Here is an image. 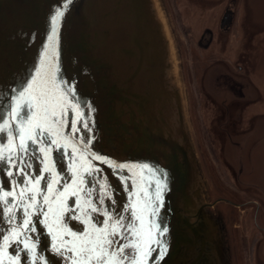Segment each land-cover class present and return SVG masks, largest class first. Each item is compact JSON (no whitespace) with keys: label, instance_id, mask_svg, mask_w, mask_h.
Listing matches in <instances>:
<instances>
[{"label":"water","instance_id":"water-1","mask_svg":"<svg viewBox=\"0 0 264 264\" xmlns=\"http://www.w3.org/2000/svg\"><path fill=\"white\" fill-rule=\"evenodd\" d=\"M56 10L64 11V16L55 25L57 35L53 39L50 17ZM234 18V11L228 9L223 26L230 27ZM42 65V86L49 90L48 106L54 107L63 121V127L51 125L57 133L52 138L62 146L64 155L59 158L52 147L49 160H45L28 141L24 163H19V154L14 157L27 175L18 174L16 166L0 163V194L17 191L15 200L9 197L10 204L17 205L13 222H8L7 206H0V235L7 238L11 231L18 230L22 240L36 245L34 256L32 250H23V245L15 241L5 249L0 239V264H9L17 257L18 264H71L69 258L74 253L64 251L61 255L52 245L72 247L76 242L64 229L83 236L90 230L83 222L87 219L97 229L122 221L120 235L112 237L113 249L133 240L143 247L148 229H152L154 238L161 239L156 226L166 227V253L160 258V249L153 244L147 264H233L231 210L217 208L221 203L230 204L209 197L208 181L186 114L178 57L158 1L0 0V107L6 113L16 108V93L21 85L31 82L34 70ZM26 100L33 102L31 98ZM8 119L5 115L4 120ZM16 127L14 124L13 136ZM50 135L41 137L43 147H51ZM5 136L0 133V152L8 142ZM45 164L54 165V174L44 171ZM117 165L147 168L129 180L133 173ZM86 167L92 169L91 175L84 171ZM8 171L13 175L8 176ZM29 179L32 183L40 180L36 207L30 210L29 229L35 231L23 227L29 217L20 207L33 202V193L26 192L23 200L19 195ZM53 179L58 181L53 199L71 185L62 198L70 211L59 222L41 214L47 210L40 202L41 195L47 194L46 185L51 186ZM81 187L84 191H79ZM74 191L75 196L71 194ZM89 203L97 211L93 212ZM132 203L142 210L138 213L142 221L132 218L134 210L128 209ZM153 209L157 210L155 216L151 214ZM77 216L81 219H75ZM45 219L52 224L51 232ZM130 223H135L140 237L126 231ZM96 235L93 232L92 239ZM130 251L126 248L123 255L128 256Z\"/></svg>","mask_w":264,"mask_h":264},{"label":"rangeland","instance_id":"rangeland-1","mask_svg":"<svg viewBox=\"0 0 264 264\" xmlns=\"http://www.w3.org/2000/svg\"><path fill=\"white\" fill-rule=\"evenodd\" d=\"M157 1L209 197L230 204L217 208L231 210L233 264H264V0ZM229 8L234 22L223 31ZM208 29L214 40L205 50Z\"/></svg>","mask_w":264,"mask_h":264},{"label":"snow or ice","instance_id":"snow-or-ice-1","mask_svg":"<svg viewBox=\"0 0 264 264\" xmlns=\"http://www.w3.org/2000/svg\"><path fill=\"white\" fill-rule=\"evenodd\" d=\"M64 10H67L66 6H64ZM64 16V11L56 10L52 17H50V25L53 27L50 29L53 33V39H55L57 33L55 29V25L58 24ZM48 51L45 50V57H47ZM46 62V61H45ZM35 75L30 77L31 82L25 85H21V90L19 93H16V108L10 110V114L6 113L2 107H0V133H6L4 137L7 139V143L3 146V151L0 152V163L5 165H13L17 167L18 174L27 175L28 173L24 168H21L17 165V161L14 159L19 154V163L23 164V155L28 151V141H31L34 147V152L42 153L45 160H49L50 154L52 152V147H55L57 150V156L59 158H63L64 153L61 151V145L56 139H53L52 136L57 135L52 129V124H56L60 127H63V121L60 119V113L56 111L54 107H49V101L47 99L49 95V90L42 86V77L43 73V65L41 69L34 70ZM54 75V74H53ZM34 93H36L34 95ZM3 93H0L2 96ZM26 98H31V101L28 102ZM23 102V103H22ZM74 107V106H73ZM34 109H39L36 111ZM63 111H67V108H63ZM41 112L43 115H41ZM9 115L8 120H4V116ZM16 124L17 127L15 129L16 135L13 136V125ZM87 127V124H84ZM39 130V132L37 131ZM78 131V129H76ZM45 133H52V135L48 136V144L51 147H43V139L42 136ZM18 140V145L16 141ZM95 159H101L100 157H95ZM107 163V161H105ZM118 169H127L129 172L133 173L132 177H129V180H134L137 171L142 175L144 169L147 168V165L142 166L138 170L128 165H117ZM27 168L30 170L31 165H27ZM44 171L50 174H54L55 169L54 165L50 166L49 164H45ZM72 171L75 173L77 169L74 167ZM89 175L92 174V169L86 167L84 169ZM148 171H152L148 169ZM8 176H12L13 173L8 171L6 173ZM24 183V181H21ZM58 183L56 179H53L51 182V186L46 185L47 194L41 195V203L47 206V210L41 212L45 217L55 218V222H59L64 213L70 211L65 205L62 198L65 196V193L69 191L71 185L61 191L58 195L53 199V195L55 194L54 185ZM80 183L83 184L82 178L80 179ZM40 184V180L36 179L35 183H32V180L25 184L24 189H19L20 199L23 200L26 192L33 193L31 199L32 203L21 205L24 212L28 215V219L23 221V227L25 229H29V224L31 223V209H35L36 207V193L40 192L38 185ZM30 185V186H29ZM79 191H84L81 187ZM73 196L76 195V192L71 193ZM90 195V193H88ZM105 194H108L107 187L105 188ZM134 196L138 195L137 193L133 194ZM17 196V191H7L2 192L0 194V206H7L8 212V222L11 223L14 221V212L17 209V205L10 204L9 197H12L15 200ZM156 201H160V192L157 191L155 193ZM102 204L103 201L101 200ZM88 207L91 208L93 212L97 211L95 206L89 203ZM159 204H157V208ZM129 210L132 211V218L135 221H142V216L138 213L142 211L137 203L129 204ZM0 214H2V207H0ZM151 214L155 216L157 214V210L153 209ZM104 215L108 216L109 220H112V216L109 215L106 211ZM72 217H69L71 219ZM75 219H81V217L77 216ZM85 224H88L90 230L85 233L83 236H77L76 233L72 232L70 229H64L67 235L73 237L76 243H73L72 247H67L63 243H58L52 245V248L55 252L64 254V251H69L74 253L72 257H70L71 264H123L124 260L128 261V264H147L148 253L153 250L152 245L155 244L159 247L160 252L157 255L162 258L161 253H166L167 249L164 247L163 237L167 232V228L159 229L156 226L157 231L159 232V236L161 239H156L152 235V229H148L147 239L143 242V247L141 244L137 243L135 240L120 246L118 249H113L114 240L112 237H116L120 235V229L124 227L121 220L114 221L110 226L105 224L102 228H95L94 225L91 224L90 219L83 221ZM161 222H164V219L161 218ZM44 223L48 226L49 232L52 231V224H49L48 219L44 220ZM100 223L104 224L103 221ZM110 229V230H109ZM30 231H35L34 228L29 229ZM126 231H130L133 236L140 237L141 232L137 229L135 223H130L127 226ZM95 232L96 238L92 239V233ZM0 239L3 240V246L7 249L10 241H15L23 245V250H32L33 255L35 256V248L36 245L24 241L20 237V233L18 230H13L10 232L7 238L0 235ZM57 240L60 237H56ZM119 243V241H115ZM131 249L128 256H124L123 253L125 249ZM112 249L110 252L109 250ZM63 250V251H62ZM115 258V259H114ZM19 257L15 260H10L9 264H18Z\"/></svg>","mask_w":264,"mask_h":264},{"label":"flooded vegetation","instance_id":"flooded-vegetation-1","mask_svg":"<svg viewBox=\"0 0 264 264\" xmlns=\"http://www.w3.org/2000/svg\"><path fill=\"white\" fill-rule=\"evenodd\" d=\"M229 9H231V8H229ZM228 10V9H227ZM232 10V9H231ZM235 13V12H234ZM222 20H223V18H222ZM222 20H221V24H220V28H221V30H223V31H228L230 28H231V26L230 27H225V26H223V24H222ZM233 22H234V19H233ZM233 22H232V24H233ZM213 40H214V34H213V31L212 30H210V29H208V30H206L205 31V33L203 34V36H202V38H201V40H200V42H199V46L201 47V48H203V49H205V50H208L211 46H212V43H213Z\"/></svg>","mask_w":264,"mask_h":264}]
</instances>
